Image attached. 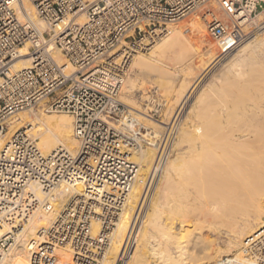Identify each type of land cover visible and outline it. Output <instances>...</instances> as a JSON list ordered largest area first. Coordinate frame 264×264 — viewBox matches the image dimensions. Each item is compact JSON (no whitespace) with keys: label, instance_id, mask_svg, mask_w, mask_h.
I'll list each match as a JSON object with an SVG mask.
<instances>
[{"label":"built area","instance_id":"obj_1","mask_svg":"<svg viewBox=\"0 0 264 264\" xmlns=\"http://www.w3.org/2000/svg\"><path fill=\"white\" fill-rule=\"evenodd\" d=\"M20 1L0 0V134L10 116L37 107L69 114L78 146L74 155L61 148L45 154L20 129L0 149V226L9 225L0 260L32 214L52 211L55 191L65 188L75 193L27 242L29 264H64L60 248L71 253L65 264H100L136 177L129 154L145 143L135 126L129 130L120 100L132 57L149 50L168 24L206 5L208 36L221 54L231 51L244 41L248 21L264 12V0H29L47 32L25 11L19 18ZM27 43L30 64L15 70ZM53 47L75 72L56 63ZM244 249L264 264V236Z\"/></svg>","mask_w":264,"mask_h":264},{"label":"bare ground","instance_id":"obj_2","mask_svg":"<svg viewBox=\"0 0 264 264\" xmlns=\"http://www.w3.org/2000/svg\"><path fill=\"white\" fill-rule=\"evenodd\" d=\"M17 8L20 19L25 11L41 32L49 30L29 0L20 1ZM77 20L83 22L84 13L80 12ZM263 23L264 12H257L245 27H261ZM205 29V24L195 19L170 23L149 51L138 52L131 59L120 100L130 108V122H137L134 135L147 145L129 154V159L138 165L136 177L100 264H211L213 260L214 264H257L244 246L264 236V37H252L237 48L220 66L228 75H220L212 84L206 82L215 89L214 94L198 103L193 100L182 113L187 98L184 93L190 95L202 84L208 66L220 56L209 44ZM181 33L199 41L205 52L188 55L183 72L173 74L159 53ZM28 46L20 48L19 57L13 61L15 70L29 66ZM53 49L56 63L75 72L59 50ZM141 64L154 78H182L193 73L189 88L175 100L181 99L175 113L165 104H154L146 90H136L138 77L131 67ZM136 95L139 101L133 100ZM144 99L148 101L146 107L137 104ZM149 105L164 119L152 120L147 114ZM180 112L175 136L161 159L165 125L172 124L167 120L172 115L175 122ZM6 124L8 131L0 134V149L16 131L27 128L45 154L59 148L73 155L77 152L69 114L28 110L10 116ZM37 193L40 195L38 190ZM73 193L74 189H57L53 210L32 214L0 264H29L27 242L40 227L52 222ZM98 229L99 224L94 223L93 231ZM8 231L9 225L2 224L0 237ZM204 232L209 236L205 237ZM57 255L64 264L71 257L66 248L58 249ZM224 255L229 256L225 261Z\"/></svg>","mask_w":264,"mask_h":264},{"label":"rangeland","instance_id":"obj_3","mask_svg":"<svg viewBox=\"0 0 264 264\" xmlns=\"http://www.w3.org/2000/svg\"><path fill=\"white\" fill-rule=\"evenodd\" d=\"M215 6L217 7V5H215ZM206 7H208V5L197 9L192 14H190V15L184 17L183 19H181L179 21H176V22H174L172 24H180V23H182V21L186 22V21H188L190 19L198 20L199 22L204 24L202 16H203V14L205 12ZM244 33L246 35L245 39L238 47H236L235 49H233L231 51H228L230 53L226 52V53H223L221 55V53L218 52L216 44L208 36V34L206 32V36H207V38L209 40V44L211 42V47H212L213 51L220 55L218 57V59L220 58L221 60H220V62L216 63V61L218 60V59H216V61L211 63L212 65L210 64L208 66V68H207L208 74L204 77L202 84H200L193 91V93L192 92H191V94L189 93L191 95V97L187 93H184L187 96V98L185 100L186 103H183V105H182L183 107H181L182 108V110H181L182 113L184 112V110L186 108H189V105L191 104V102L193 100L196 101V102L194 101L193 103H198V101H201L203 99L206 100L207 97H209L210 95L214 94L215 89H213L212 86H207L206 82L207 81H211V84H212L213 83L212 81H214L220 75L224 76V77L228 75L227 71H224V69L220 68L221 64H223L226 60H228V57H230L237 48H240L250 38L255 37L254 40H259L262 37H264V23L262 24L261 27H255L254 25L252 27H245L244 28ZM191 37L192 36L190 34H186V33L178 34V35H176L174 37L173 40H171L166 46H164L160 50V53H159L160 60L162 61L163 64H166V65H168L170 67V70H171V72L173 74H181V72H183V70L185 69V65H186V64H184V62L186 61V58H187L188 55H190L193 52H198L199 54L205 52L203 50V47H201V43L199 41H197V40L192 39ZM204 49L206 50V48H204ZM147 51H149V50H147ZM131 69L133 71H135V74L138 77L136 90L137 91L146 90L147 94L151 96L152 101H154V104H156V105L165 104L166 106L169 107V109L171 108V110L172 109L174 110L173 113H175V111L177 110V107L180 105V102H181V99H180V101H175V100H177L178 98L181 97L182 93L184 92L183 90L190 83V81H189L190 78L193 77L192 76L193 73L192 74L190 73V74H185L184 76H182V78H180V77L175 78L174 77L172 79L169 76H166L164 78L163 77L162 78H154L151 74H148V72H150V71H148V68L145 65H142V64L138 65L137 67H134V69L131 67ZM193 84H194L193 85V87H194L195 83H193ZM188 88H189V86H188ZM188 88H187V90H185V92H188ZM137 96L138 95L133 97V100L139 101ZM182 100H183V96H182ZM144 101H142L141 103L139 102L137 104H139L141 107H146L147 106L146 104H148V101L145 100V99H144ZM193 105L195 107L197 106L196 104H193ZM179 108H180V106L178 107V109ZM127 109L129 110L128 111L129 118H132L131 111H130V108L128 106H127ZM152 109H153L152 106L149 105V108L147 109V114L150 116V118L152 120H155V121L159 120L160 121V120L164 119L162 113L153 112ZM28 110H32L34 112H39V110H41V109L35 107V108H32V109H25L23 111H28ZM23 111H20V112H23ZM42 112L45 113V114H53V113H55V112H44V111H42ZM181 112H180V115L177 114L178 118H177V120H175V122L173 120V116L172 115H171V117H169V120H167L168 123L172 122V124L167 125V126L165 125L166 129H165L164 134H163L164 135V138H163L164 140L162 139V142L163 143L165 142V143L164 144L161 143V145L163 144L162 148H163L164 153H163V157L161 159H163L166 156V154H167V152H168V150L170 148L169 145L171 143V140L175 136V132L177 130L176 127L179 125L178 122L180 121V118L182 116ZM176 113H178V112H176ZM135 124H137V122H129V124H128L129 125V130H131L130 128H133L134 126L136 127L137 125H135ZM23 129H27V128H23ZM7 131H8V127L6 126L5 133ZM127 133L129 135V132H127ZM35 140H36V142H38L37 138H35ZM146 145H147L146 143H143L142 147L146 146ZM137 149H139V147H137ZM133 151H135V150H133ZM146 204L143 206L142 214H141V216H140V218L138 220V223H140V221L142 220V216L144 215V212L146 210ZM136 227L137 228H135L133 236L137 232L136 230L138 229V225H136ZM203 235L205 237L209 236V234L207 232H204ZM210 253L213 254L212 252H210ZM211 254H209V255H211ZM201 256H204V255L201 254ZM226 257L228 258L229 256L224 255L223 256V261H225L227 259ZM211 264H214V260L212 261Z\"/></svg>","mask_w":264,"mask_h":264}]
</instances>
